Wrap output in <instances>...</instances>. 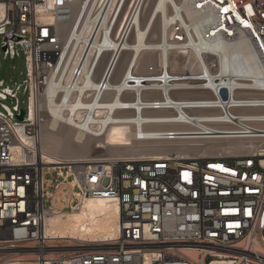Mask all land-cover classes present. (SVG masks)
<instances>
[{
  "label": "built area",
  "instance_id": "1",
  "mask_svg": "<svg viewBox=\"0 0 264 264\" xmlns=\"http://www.w3.org/2000/svg\"><path fill=\"white\" fill-rule=\"evenodd\" d=\"M150 1L0 0V54L24 55L26 65L22 81L0 78V264H264V0H157L166 31L156 40L170 64L118 73V56L138 38ZM241 39L261 74L222 69L213 45ZM191 54L196 65L174 70ZM58 107L94 137L106 135L105 121L137 116L135 145L219 137L248 144L53 167L41 139ZM157 111L169 119L157 121ZM153 124L170 126L150 132ZM89 199L116 206L113 235L48 233L52 219L80 212Z\"/></svg>",
  "mask_w": 264,
  "mask_h": 264
},
{
  "label": "bare ground",
  "instance_id": "2",
  "mask_svg": "<svg viewBox=\"0 0 264 264\" xmlns=\"http://www.w3.org/2000/svg\"><path fill=\"white\" fill-rule=\"evenodd\" d=\"M156 4L157 0H152L145 9L144 20L138 26V38H135L132 43H126L125 47L120 52L116 64V72L124 73L123 75H125L132 66L139 65V61L143 59V55L145 56V48L159 49V51H157L159 54L157 63H160L161 65L166 64L167 66L170 64V60L168 58L169 52L161 44L162 40H156V38H163L166 31V29L158 21L159 17L157 15ZM146 31H149V37L145 40ZM213 48L214 52L216 51L218 56L217 58L219 59L223 70L233 73H262V67L258 62L251 43L247 39H241L233 44H226L222 41H218L213 45ZM83 49L84 46L77 51V56L73 58L76 62L80 58ZM190 56L194 59L192 65H196L198 57L193 54ZM110 59L108 61H110ZM55 95V88L50 86L48 90V100L46 103L51 105ZM53 114L54 116H50L43 125L41 139L42 154L44 155L47 164L53 167L60 166L57 164H65L67 163L66 161L71 160L80 161L86 158L92 159L107 157L108 155L106 156L102 154L86 157L85 151H87L86 149L90 147V140L92 138L97 139L99 143L97 148H107L108 146L111 148H118L117 153H115L116 156L144 154L149 151V149L146 148H134L136 146L133 141V134L135 131L134 126L140 124V119L137 116H131V121H133V123L121 120L120 122L109 124L105 121L103 124L107 127L106 135L104 137H94L84 132L82 129L84 128L82 127V122H78L71 118L69 116V111H66V108L58 107L53 110ZM155 114V117L158 118L157 121H165L169 119V115L164 111H157ZM80 117H82V114H80ZM64 126H67L68 128L70 127L73 129V132H64L62 130V127ZM169 126L170 124H153L148 127V130L153 132L157 128L168 129ZM178 129L179 128L176 127L173 130ZM217 139H224L222 142H228L226 146L224 145L220 147L219 150H215L217 153H226L240 146V143H238L240 140L225 137H219L214 140ZM174 143H179V145L174 148H166L163 152L157 154H163L167 151H176L190 156L192 155L189 152L191 149H198L203 145V142ZM244 143L246 142L241 144ZM250 145L253 146L251 142ZM117 213L116 206L107 202L105 199H89L86 201L80 212L70 213L66 218L56 216L52 219L48 233L61 238H94L100 236H111L115 233L118 227ZM18 264H34V262L20 261Z\"/></svg>",
  "mask_w": 264,
  "mask_h": 264
},
{
  "label": "rangeland",
  "instance_id": "3",
  "mask_svg": "<svg viewBox=\"0 0 264 264\" xmlns=\"http://www.w3.org/2000/svg\"><path fill=\"white\" fill-rule=\"evenodd\" d=\"M159 29V28H158ZM143 59H141L139 61V65L138 68L140 71H145L148 69V67L151 65H154V62H157V59L159 58V54L157 53V51H146L145 52V56L143 55L142 57ZM193 57H191L190 55H180L177 60H178V66L174 67V70H182L183 66L185 65H189L193 63L192 59ZM142 61V62H141ZM151 64V65H150ZM26 73V65H25V58L24 55H22L21 58H17L15 60H11V59H4L3 55L0 54V78H4L7 81L8 80H12V81H22L24 76ZM23 98V97H22ZM25 98V97H24ZM22 107L24 109H26V102H24L22 104ZM64 128H68L67 126L62 127V130L64 132H73V129H71L70 127L68 129H64ZM70 131V132H69ZM224 139H217V140H211L208 142H203V145L200 146L198 148V153L201 150H219L220 147L222 146H226L228 144V142H222ZM228 141V140H227ZM233 142V141H232ZM231 143V142H229ZM235 143V142H234ZM240 146L242 145L241 143L243 142H239ZM98 141L96 138H92L90 140V147H88V149H86L87 151H85L86 153V157L91 156V155H97V154H102V155H108V156H112L115 155V153H117V149L118 148H111L110 146H108L107 148H97L98 145ZM177 145H179V143H174V142H164V141H158V142H150V143H144L142 145H136L134 148L135 149H149L152 151H164V149L166 148H174L177 147ZM167 149V150H168ZM197 148L195 149H191L189 152L193 155L196 153ZM166 151V150H165ZM168 152V151H167ZM47 178H57L56 176V172L53 173V176H51L50 174H47L46 176ZM61 179V177H59ZM56 183V181L54 182V184Z\"/></svg>",
  "mask_w": 264,
  "mask_h": 264
},
{
  "label": "water",
  "instance_id": "4",
  "mask_svg": "<svg viewBox=\"0 0 264 264\" xmlns=\"http://www.w3.org/2000/svg\"><path fill=\"white\" fill-rule=\"evenodd\" d=\"M24 117V110L22 111L21 115L19 116V118L22 120Z\"/></svg>",
  "mask_w": 264,
  "mask_h": 264
},
{
  "label": "snow or ice",
  "instance_id": "5",
  "mask_svg": "<svg viewBox=\"0 0 264 264\" xmlns=\"http://www.w3.org/2000/svg\"><path fill=\"white\" fill-rule=\"evenodd\" d=\"M224 11H228V9H227V8H225V9H224ZM262 47H264V45H262Z\"/></svg>",
  "mask_w": 264,
  "mask_h": 264
}]
</instances>
